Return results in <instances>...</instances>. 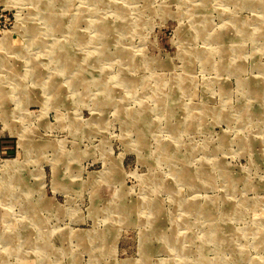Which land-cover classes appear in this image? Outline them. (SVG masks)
Masks as SVG:
<instances>
[{
  "label": "rangeland",
  "instance_id": "obj_1",
  "mask_svg": "<svg viewBox=\"0 0 264 264\" xmlns=\"http://www.w3.org/2000/svg\"><path fill=\"white\" fill-rule=\"evenodd\" d=\"M0 9V264H264V0Z\"/></svg>",
  "mask_w": 264,
  "mask_h": 264
},
{
  "label": "crops",
  "instance_id": "obj_2",
  "mask_svg": "<svg viewBox=\"0 0 264 264\" xmlns=\"http://www.w3.org/2000/svg\"><path fill=\"white\" fill-rule=\"evenodd\" d=\"M3 127H0L1 135H0V155L1 156H8L10 154H15L17 152L16 145L14 143L12 144L13 140V135H10L8 133H3L2 132ZM7 132V131H6ZM94 171V170H93ZM100 171V170H97ZM115 181H110L108 182L107 179H103L102 181L99 180L95 182L96 186V197H102L101 199H106L103 198L106 195H108L112 189V186H114Z\"/></svg>",
  "mask_w": 264,
  "mask_h": 264
},
{
  "label": "built area",
  "instance_id": "obj_3",
  "mask_svg": "<svg viewBox=\"0 0 264 264\" xmlns=\"http://www.w3.org/2000/svg\"><path fill=\"white\" fill-rule=\"evenodd\" d=\"M12 26V17L9 16V14L0 9V34L5 31L9 30V28Z\"/></svg>",
  "mask_w": 264,
  "mask_h": 264
},
{
  "label": "bare ground",
  "instance_id": "obj_4",
  "mask_svg": "<svg viewBox=\"0 0 264 264\" xmlns=\"http://www.w3.org/2000/svg\"><path fill=\"white\" fill-rule=\"evenodd\" d=\"M6 39H7V38H6ZM6 39H5V40H6ZM5 40H4V39L1 40V41H0V44H1L2 42H3L2 44H4V43H5Z\"/></svg>",
  "mask_w": 264,
  "mask_h": 264
}]
</instances>
